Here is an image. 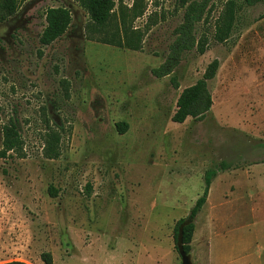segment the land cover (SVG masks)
I'll return each instance as SVG.
<instances>
[{"label": "rangeland", "instance_id": "obj_1", "mask_svg": "<svg viewBox=\"0 0 264 264\" xmlns=\"http://www.w3.org/2000/svg\"><path fill=\"white\" fill-rule=\"evenodd\" d=\"M227 1L212 0L198 25L204 53L155 77L182 19L179 0H138V50L85 37L78 0H18L0 21V147L9 118L23 139L22 157H0V263L45 264L50 252L51 264H180L174 224L202 194L205 172L225 162L195 218L190 264H264V0H233L231 35L218 42ZM115 2L129 11L136 0ZM51 6L67 7L72 22L41 46ZM214 58L210 110L173 122L179 93ZM47 124L61 134L58 158L43 156Z\"/></svg>", "mask_w": 264, "mask_h": 264}, {"label": "trees", "instance_id": "obj_2", "mask_svg": "<svg viewBox=\"0 0 264 264\" xmlns=\"http://www.w3.org/2000/svg\"><path fill=\"white\" fill-rule=\"evenodd\" d=\"M81 7L88 15L85 23V37L118 47L138 50L141 48L145 31L133 26V20L141 16L144 8L134 2L129 11L122 7L115 10V0H78ZM184 7L182 19L173 30V41L169 44L168 53L164 61L151 69L155 77H163L170 74L180 63L186 53L196 50L202 54L207 47V39L198 37L199 23L209 10L212 0H179ZM253 4L257 0H245ZM18 8V0H0V21L12 16ZM236 14V4L228 0L214 23L213 38L218 42L226 41L231 35ZM45 25L39 35V44L47 46L59 39L69 28L72 22L71 11L65 6H51L44 12ZM39 55L42 51L38 50ZM219 67V60L212 59L205 67L202 75L193 84L184 87L176 100V109L171 116L173 122L182 123L188 117L202 119L210 110L212 95L208 88L209 80L213 79ZM62 93L69 98V82L60 80ZM171 83L178 87L175 76L171 77ZM120 133L126 131L128 124L118 122L116 124ZM0 157L5 158L9 153H15L22 157L23 139L17 122L9 118L1 127ZM60 132L47 124V130L43 134V156L48 159L58 158L60 155ZM225 162H220L218 169H209L204 175V187L202 194L197 197L189 213L179 218L173 227V241L176 250L189 253L191 240L195 228V218L206 201L209 187L217 171L228 169ZM90 189V188H89ZM49 194L55 195V189L50 186ZM41 259L45 264L52 263L50 252H42ZM0 264H27L22 261H10Z\"/></svg>", "mask_w": 264, "mask_h": 264}, {"label": "water", "instance_id": "obj_3", "mask_svg": "<svg viewBox=\"0 0 264 264\" xmlns=\"http://www.w3.org/2000/svg\"><path fill=\"white\" fill-rule=\"evenodd\" d=\"M180 257H181V263L180 264H190V258L188 253H185L183 251H179Z\"/></svg>", "mask_w": 264, "mask_h": 264}]
</instances>
